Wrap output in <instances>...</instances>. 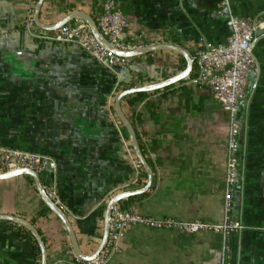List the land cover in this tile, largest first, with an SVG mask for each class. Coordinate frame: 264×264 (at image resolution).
<instances>
[{"label": "crops", "instance_id": "crops-1", "mask_svg": "<svg viewBox=\"0 0 264 264\" xmlns=\"http://www.w3.org/2000/svg\"><path fill=\"white\" fill-rule=\"evenodd\" d=\"M37 1L0 0V147L56 162L57 171L40 175L41 183L56 187L81 250L92 256L103 239L110 200L147 182L145 173V184L131 185L135 170L109 113V98L115 90L117 97L174 78L187 61L161 50L132 58L129 67L114 73L74 44L42 39L54 32L36 25L28 29ZM105 1L45 0L39 19L52 26L84 12L96 22ZM118 1L130 25L125 41L143 36L144 48L172 44L193 59L201 40L219 45L231 36L225 0ZM227 1L237 16L264 15V0ZM254 55L260 74L241 105V179L231 213L245 229L231 235V264H264V32ZM144 94L121 104L154 181L146 194L119 205L149 217L223 224L227 112L208 88L185 80ZM47 208L30 176L0 180V215L33 224L48 264H77L63 223ZM29 233L34 238L25 227L0 221V264L42 263ZM221 244L222 235L214 232L188 235L132 226L109 264H218Z\"/></svg>", "mask_w": 264, "mask_h": 264}, {"label": "built area", "instance_id": "built-area-1", "mask_svg": "<svg viewBox=\"0 0 264 264\" xmlns=\"http://www.w3.org/2000/svg\"><path fill=\"white\" fill-rule=\"evenodd\" d=\"M224 5L229 10L227 25L231 30V36L226 43L219 45L201 40L193 58V71L185 80L190 86L208 88L215 100L228 114L223 224L208 225L199 221L184 222L171 217H149L137 213L134 207L123 208L118 204L112 212L109 237L103 251L89 262L82 260L72 252L77 264H109L115 256L121 253L122 242L132 226H142L157 231L170 230L188 235L202 232L221 234L222 244L218 264H231V235L245 229L242 222L231 218L235 190L241 179L242 124L239 116L247 90L251 82L257 80L260 74L254 50L261 33L264 32V15L241 17L233 14L227 0ZM95 23L101 36L114 48L122 51L144 48L141 44L143 36H137L128 42L125 41L124 35L130 25L118 0H106L102 4V11ZM34 27V16L31 14L28 18L27 28ZM42 39L61 44H74L84 50L97 63L114 73L120 68L129 67L132 62V58L121 57L107 50L94 36L89 25L82 20L68 23L51 36H44ZM116 95L115 90L109 98L108 110L135 170V177L131 185L140 187L144 182L145 171L132 149L125 127L115 112ZM19 170H30L40 176L48 172L55 173L57 164L47 156L0 147V175ZM44 190L50 200L63 210L64 207L56 187L47 186L44 187Z\"/></svg>", "mask_w": 264, "mask_h": 264}, {"label": "water", "instance_id": "water-1", "mask_svg": "<svg viewBox=\"0 0 264 264\" xmlns=\"http://www.w3.org/2000/svg\"><path fill=\"white\" fill-rule=\"evenodd\" d=\"M44 1L45 0H38L37 1V4L35 6V14H34L35 25L44 31L56 32L60 28H62L63 26L67 25L68 23H70L72 21L82 20L89 25L94 36L107 50H109V51H111V52H113V53H115L121 57L135 58L138 56L154 53V52L161 51V50H168V51H173V52H177V53L181 54L182 56H184V58L187 61V68L180 75H178L174 78H171L165 82L156 84V85L125 90V91L121 92L115 99V104H114L115 112H116L119 120L121 121V123L125 127L127 134H128V137H129V140L131 142L132 149H133L136 157L140 161L141 165L143 166L145 173L147 174V182H146V185L141 189L117 194L115 197H113L110 200V202L106 208V211H105L103 239H102V242H101L99 249L97 250V252L94 255L89 256V255H86L83 253V251L81 250V248L79 246L77 236L73 230V227H72L68 217L66 216V214L64 213V211L60 207L55 205V203L50 200V198L48 197V195L46 194V192L43 188L40 177L35 172L30 171V170H19V171L0 175V180H6V179L18 177V176H30L31 178H33V180L36 182L37 189H38V192H39L42 200L44 201L46 206L63 223L65 230L67 231L69 238L71 240L72 249H73L74 253L79 258H81L82 260L89 262V261L94 260L103 251V249L105 248V246L107 244L108 237H109L110 220H111V216H112V212H113L114 208L120 202H122L124 200H128L130 198H135V197L146 194L151 189V187L153 185V181H154L153 170H152L151 166L149 165L147 159L145 158V156L141 150L135 128L133 127V125L131 124V122L129 121V119L127 118V116L125 115V113L122 109V104H121L122 101L125 98H127L128 96H131L134 94L156 92L158 90H162V89L171 87V86H173V85H175L181 81L188 79L189 76L191 75L192 71H193L194 62H193L191 55L186 50H184L178 46L172 45V44H160V45H156V46L141 48V49L134 50V51L118 50V49L114 48L113 46H111L101 36L95 21L91 18V16L87 15L84 12L73 13V14L67 16L66 18H64L63 20H61L60 22H58L57 24L52 25V26L44 25L39 19L41 8L43 6ZM0 221L13 222V223L19 224V225L25 227L26 229H28L33 234L34 238L36 239V241L38 242V245L40 247V250L42 253V263L41 264H48V262H47V249H46L45 243H44L43 239L41 238L40 233L33 226V224H31L30 222H28L26 220H23V219H20L17 217H13V216H1L0 215Z\"/></svg>", "mask_w": 264, "mask_h": 264}, {"label": "trees", "instance_id": "trees-1", "mask_svg": "<svg viewBox=\"0 0 264 264\" xmlns=\"http://www.w3.org/2000/svg\"><path fill=\"white\" fill-rule=\"evenodd\" d=\"M146 96V94H144V93H141V94H138L137 96H136V99H142V98H144ZM127 103L130 105L131 103H130V101L128 100V98H127ZM139 140V139H138ZM141 150H142V152H143V154H145V152H144V150L141 148ZM145 181H146V179H145ZM144 184H145V182H144ZM132 199H129L128 200V202L129 201H131ZM48 209V208H47ZM49 210V209H48ZM29 235L32 237V235L29 233ZM33 238V237H32ZM33 240H35L34 238H33ZM36 242V241H35ZM37 244V243H36ZM35 256L37 257V258H40L41 257V251H40V248H39V246L37 245V247H36V252H35Z\"/></svg>", "mask_w": 264, "mask_h": 264}]
</instances>
